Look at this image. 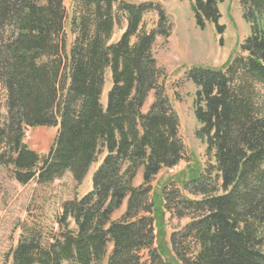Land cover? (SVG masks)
Segmentation results:
<instances>
[{
	"label": "trees",
	"instance_id": "1",
	"mask_svg": "<svg viewBox=\"0 0 264 264\" xmlns=\"http://www.w3.org/2000/svg\"><path fill=\"white\" fill-rule=\"evenodd\" d=\"M224 1L195 0L197 25L213 23L222 34ZM239 1L250 26L242 55L186 74L206 164L154 186L187 155L154 55L158 36L171 33L166 11L152 2L72 0L70 15L65 0H0V165L20 183L42 185L66 172L80 182L99 163L92 190L63 203L52 241L21 224L11 264H264V0ZM151 11L159 19L149 30ZM39 126L58 127L44 157L24 140ZM187 217L182 228L170 226Z\"/></svg>",
	"mask_w": 264,
	"mask_h": 264
},
{
	"label": "rangeland",
	"instance_id": "2",
	"mask_svg": "<svg viewBox=\"0 0 264 264\" xmlns=\"http://www.w3.org/2000/svg\"><path fill=\"white\" fill-rule=\"evenodd\" d=\"M132 3L152 2L166 11L171 33L168 38L158 36L154 46V55L159 65L164 68L162 77L169 98L181 121V136L187 148L186 158L173 168H164L156 177L153 185L157 186L166 179L177 180L176 176L188 170L190 166L206 164V144L197 137L199 124L195 117L196 86L186 78L190 68L194 66L220 68L231 57L241 54V44L250 33V26L243 17L239 0H226L220 4L222 18L220 24L225 30L220 34L213 23H207L200 28L192 11L195 0H127ZM68 13L71 15L72 0H65ZM158 12L151 11L145 15L144 23L147 29L156 27ZM123 33L122 28L115 31L113 40ZM110 73L104 88L102 102L106 103L107 92L111 86ZM154 99L151 92L145 106L147 111ZM7 114L6 94L0 85V116ZM58 127L39 126L29 127L25 142L35 149L41 157L48 154ZM99 163L89 169L85 178L78 182L70 172L49 184H38L36 180L20 183L13 172L0 165V264H11V253L16 247L21 233V224L29 223L40 227L46 236V241L58 234L60 227L58 218L63 211V203L74 198H80L92 190V176ZM143 170L140 169L135 179V185L142 183ZM126 204L117 210L113 219H119L125 211ZM190 218L172 219L171 227L182 228ZM169 227V232L172 228ZM63 264H71L64 262ZM106 264V262H105Z\"/></svg>",
	"mask_w": 264,
	"mask_h": 264
}]
</instances>
